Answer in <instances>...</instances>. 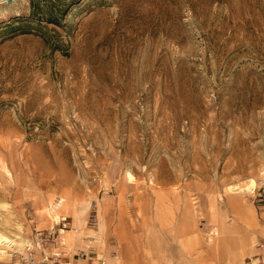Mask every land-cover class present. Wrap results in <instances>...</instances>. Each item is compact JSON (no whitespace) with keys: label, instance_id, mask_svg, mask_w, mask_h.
<instances>
[{"label":"rangeland","instance_id":"obj_1","mask_svg":"<svg viewBox=\"0 0 264 264\" xmlns=\"http://www.w3.org/2000/svg\"><path fill=\"white\" fill-rule=\"evenodd\" d=\"M57 213L68 264H264V0H0V264Z\"/></svg>","mask_w":264,"mask_h":264},{"label":"built area","instance_id":"obj_2","mask_svg":"<svg viewBox=\"0 0 264 264\" xmlns=\"http://www.w3.org/2000/svg\"><path fill=\"white\" fill-rule=\"evenodd\" d=\"M52 235V230H49L47 233L37 230L33 242L24 244L20 251L14 250L12 253L10 252L11 258H15L13 264H57L47 252L41 250V247L45 245L46 241L51 239Z\"/></svg>","mask_w":264,"mask_h":264},{"label":"crops","instance_id":"obj_3","mask_svg":"<svg viewBox=\"0 0 264 264\" xmlns=\"http://www.w3.org/2000/svg\"><path fill=\"white\" fill-rule=\"evenodd\" d=\"M67 217L62 216L59 221L55 222V226H57L58 229L62 231V236H58L56 242H46L45 245L41 247V250L47 252L53 261H56L57 264H68L67 260L63 262V258L68 256V246L67 238L69 236H72L74 233H72L73 230L66 229L64 226L67 224ZM63 225V226H62ZM69 232V233H67ZM34 236V233L32 234ZM62 240V241H61ZM14 259L9 258L7 259L8 264H13Z\"/></svg>","mask_w":264,"mask_h":264},{"label":"bare ground","instance_id":"obj_4","mask_svg":"<svg viewBox=\"0 0 264 264\" xmlns=\"http://www.w3.org/2000/svg\"><path fill=\"white\" fill-rule=\"evenodd\" d=\"M252 179V178H251ZM245 183V182H244ZM256 186V181H255V179H252V180H250V182L247 184V187L248 188H254ZM243 189V188H242ZM238 191V190H237ZM233 192V191H232ZM63 200V199H62ZM55 217H56V219H60L61 217H60V214L59 213H57L56 215H55ZM229 222V221H228ZM227 227V226H226ZM15 236H17L15 239H18V237L20 238V242H25V241H27V240H25V238L23 237V235H21V234H16ZM14 237H10V236H8V235H5V234H3V233H0V258H3V257H5L6 255H7V252H8V250L7 249H5L3 246H5V245H2L3 243V241H4V244L6 243V245L7 246H9V245H11V244H13V242H14V240L15 239H13ZM3 248H2V247ZM10 248V247H9Z\"/></svg>","mask_w":264,"mask_h":264}]
</instances>
